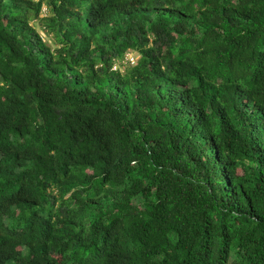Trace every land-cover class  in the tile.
I'll use <instances>...</instances> for the list:
<instances>
[{"label": "trees", "instance_id": "obj_1", "mask_svg": "<svg viewBox=\"0 0 264 264\" xmlns=\"http://www.w3.org/2000/svg\"><path fill=\"white\" fill-rule=\"evenodd\" d=\"M0 264H264V0H0Z\"/></svg>", "mask_w": 264, "mask_h": 264}, {"label": "rangeland", "instance_id": "obj_2", "mask_svg": "<svg viewBox=\"0 0 264 264\" xmlns=\"http://www.w3.org/2000/svg\"><path fill=\"white\" fill-rule=\"evenodd\" d=\"M46 12V8L45 7H42V10H41V13H40V16H43ZM33 23L35 24V26L37 27L38 31L40 32V34L42 35V37L44 38V40L50 44L51 46H54L53 43H52V39L49 35H47L43 29L39 26V24L34 20ZM135 56H136V59L138 58L136 53L134 52L133 53Z\"/></svg>", "mask_w": 264, "mask_h": 264}, {"label": "built area", "instance_id": "obj_3", "mask_svg": "<svg viewBox=\"0 0 264 264\" xmlns=\"http://www.w3.org/2000/svg\"><path fill=\"white\" fill-rule=\"evenodd\" d=\"M124 62H127L129 65H133L136 62V56L133 54V52H128L125 54ZM119 67L118 63H115L112 66L113 70H116Z\"/></svg>", "mask_w": 264, "mask_h": 264}]
</instances>
